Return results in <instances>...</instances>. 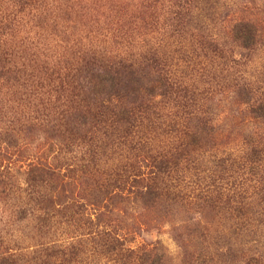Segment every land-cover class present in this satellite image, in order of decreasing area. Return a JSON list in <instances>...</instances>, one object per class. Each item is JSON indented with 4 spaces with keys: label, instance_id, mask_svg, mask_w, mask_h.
Segmentation results:
<instances>
[{
    "label": "trees",
    "instance_id": "1",
    "mask_svg": "<svg viewBox=\"0 0 264 264\" xmlns=\"http://www.w3.org/2000/svg\"><path fill=\"white\" fill-rule=\"evenodd\" d=\"M72 1L0 0V198L38 234L0 235V264H167L132 219L103 220L127 205L184 216L168 231L182 263L264 264L257 24L232 21L221 42L194 22L208 0H152L160 13L136 36L122 24L72 38ZM217 94L255 126L223 141Z\"/></svg>",
    "mask_w": 264,
    "mask_h": 264
},
{
    "label": "rangeland",
    "instance_id": "2",
    "mask_svg": "<svg viewBox=\"0 0 264 264\" xmlns=\"http://www.w3.org/2000/svg\"><path fill=\"white\" fill-rule=\"evenodd\" d=\"M152 2V0H73L70 6L73 7L74 14L69 16L76 23L69 20L66 26L73 27L76 25L74 33L72 32L75 35L70 36L72 38L93 31L91 30L92 25L99 30H106L110 26L119 27L122 24H124L123 31H134V36H136L138 32H143L144 25L153 19L150 16L160 13V6H154ZM199 14V21H194L196 25L208 27L210 33L218 37L221 42L229 40L227 31L230 23L241 19L254 21L260 33L264 35V0H208L207 4L202 3ZM62 17L65 20L68 19L67 16L62 15ZM59 22L62 23L60 20ZM92 33L95 34V32ZM88 41L89 39H86L84 43ZM226 45L231 47V44ZM256 61L255 70L261 72L264 69V46H261L260 50L257 51ZM195 73V76L199 79V73ZM212 106V110L221 118L220 132H222L223 141L238 139L242 133L255 126L246 107L238 103V100L231 95L217 94ZM11 151L15 155L11 161H16L13 172H17L23 166L18 160L21 157L19 156L20 150ZM14 203L15 200L11 201L5 197L2 200L0 198V235L6 241L19 239L25 245L36 244L38 234L34 230L35 216L33 215L31 219L28 218L15 224L12 209L15 210L17 206L12 207ZM123 205L126 204H121L120 207ZM123 208L121 215L110 213L103 220L113 222L121 227V225H125L124 220L132 219L128 222H136L137 231L139 230L138 226H141V233L139 234L142 236L138 238V241L144 239L153 242L161 241L167 264H185L182 263L181 249L171 234L168 233L171 225L180 223L184 216L174 218L171 222H167L168 220L159 222L156 220L158 217L156 213L141 216V213H136L130 205L123 206ZM33 236L34 238H32Z\"/></svg>",
    "mask_w": 264,
    "mask_h": 264
}]
</instances>
